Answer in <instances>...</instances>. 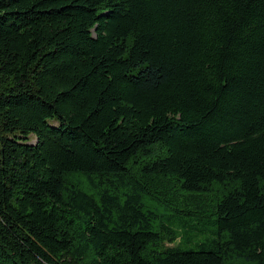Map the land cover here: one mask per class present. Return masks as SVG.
Returning a JSON list of instances; mask_svg holds the SVG:
<instances>
[{
  "label": "trees",
  "instance_id": "16d2710c",
  "mask_svg": "<svg viewBox=\"0 0 264 264\" xmlns=\"http://www.w3.org/2000/svg\"><path fill=\"white\" fill-rule=\"evenodd\" d=\"M0 264H264V0H0Z\"/></svg>",
  "mask_w": 264,
  "mask_h": 264
},
{
  "label": "rangeland",
  "instance_id": "374dc122",
  "mask_svg": "<svg viewBox=\"0 0 264 264\" xmlns=\"http://www.w3.org/2000/svg\"><path fill=\"white\" fill-rule=\"evenodd\" d=\"M188 204H190V202L192 201V199H190L189 197L185 198V200ZM197 203L201 204V205H205L204 208H209L211 206V203L208 201L207 198H204V200H200L197 201ZM193 205H189V208H192ZM167 246H177V245H181V240L178 238L177 240L173 241L172 243H167Z\"/></svg>",
  "mask_w": 264,
  "mask_h": 264
}]
</instances>
